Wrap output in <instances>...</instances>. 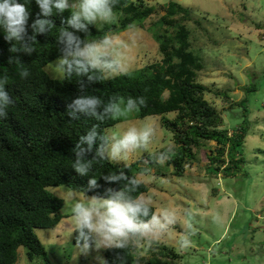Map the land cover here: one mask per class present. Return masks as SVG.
<instances>
[{"label": "trees", "instance_id": "trees-1", "mask_svg": "<svg viewBox=\"0 0 264 264\" xmlns=\"http://www.w3.org/2000/svg\"><path fill=\"white\" fill-rule=\"evenodd\" d=\"M21 2L34 14L36 9L32 0ZM165 8L164 14L148 27L159 44L161 58L114 79L91 85L86 94L105 101L111 96H143L147 106L135 117L161 116L162 125L173 132L175 155L167 164L172 165L174 175H184L187 165L197 161L198 150L210 141L216 146L207 154L208 168L217 174H235L245 163L243 149L251 121L248 94L258 89L257 82L244 86L246 96L240 101L243 120L229 130L224 125L223 112L206 97L207 92L228 97V90L213 89L199 80L205 59L193 46L189 22L194 21L204 29L203 20L207 18L195 16L191 8L176 0H169ZM114 11L119 15L117 20L90 27L85 38L102 39L133 26H145L156 7L148 0H115ZM53 19L56 21L53 31L46 38L38 36L33 45L36 51L31 56L21 57L30 72L27 79H21L16 65L7 62L8 45L0 33V75L7 73V90L14 101L7 109V118L0 119V264H16L21 246L27 248L30 261L41 257L44 264H52L35 229L53 228L66 215L61 212L64 199L49 188L65 185L85 193L89 179L70 168L74 160L71 148L97 121L86 116L69 120L65 100L77 94L76 78L71 81L52 78L45 70L58 55L56 36L59 29L65 27L59 23L60 17L55 15V10ZM118 122L101 124V133ZM142 158L149 164L155 163L150 154H144ZM145 169L140 159L128 167L103 161L102 165H95L90 175L99 179L106 173L124 171L131 179ZM148 189L143 182L137 191L145 193ZM117 251L120 259L115 258V253L104 250V264H137L136 248ZM181 258L182 254L173 247L156 244L143 261L145 264H178Z\"/></svg>", "mask_w": 264, "mask_h": 264}, {"label": "rangeland", "instance_id": "rangeland-1", "mask_svg": "<svg viewBox=\"0 0 264 264\" xmlns=\"http://www.w3.org/2000/svg\"><path fill=\"white\" fill-rule=\"evenodd\" d=\"M176 1L191 8L195 16L207 18L203 20L204 29L194 21L189 25L193 30V46L205 59L199 80L213 89L228 90V97L206 93L223 112L225 127L232 131L243 120L240 101L246 96L244 86L257 82L258 89L248 94L251 121L243 149L245 163L235 174H217L208 168L207 154L216 146L214 141L206 142L198 150L197 161L188 164L182 176L174 175L172 165L167 162L163 166L149 164L142 158L144 154L159 152L169 143L176 146L173 132L162 125L161 116L136 118L134 114L106 128V132L121 131L144 123L157 128L150 150L136 152L127 164L141 160L146 169L137 176L149 187L144 194L151 197L156 212L174 211L175 223L151 247L136 248L137 264H145L143 258L150 255L156 244L180 252L182 258L178 264H264V0ZM148 2L156 7V12L145 26L109 34L118 44L116 51L127 72L161 58L159 44L148 27L164 14L169 0ZM88 39L99 40L96 36ZM55 59L45 70L52 78L60 79L55 71ZM49 189L64 199L61 212L66 215L53 228L35 229L51 263L104 264V250L85 252L74 242L70 207L66 202L72 192L85 193L65 185ZM182 237L190 241L186 248L178 243ZM44 263L41 257L30 261L26 247L18 249L16 264Z\"/></svg>", "mask_w": 264, "mask_h": 264}, {"label": "clouds", "instance_id": "clouds-1", "mask_svg": "<svg viewBox=\"0 0 264 264\" xmlns=\"http://www.w3.org/2000/svg\"><path fill=\"white\" fill-rule=\"evenodd\" d=\"M33 2L34 14L21 0H0V33L8 45L7 62L16 65L21 79L30 76L21 57L31 56L36 51L33 45L38 36L46 38L53 31L55 10V15L60 17L59 23L65 26L56 36L55 71L63 80L76 78L77 94L65 100L67 117L79 120L86 116L97 121L71 148L74 160L70 168L81 177H89L85 194L72 192L66 202L70 207L76 245L85 252H113L116 259H120L117 250L151 247L175 223V212L168 209L153 211L151 197L137 191L143 183L138 176L129 179L124 171L106 173L99 179L90 175L95 165H102L103 161L124 162L128 167L127 161L133 154L150 150L157 132L156 125L144 123L101 133V124L130 118L146 107L147 101L143 96H111L105 101L86 94L89 86L127 73V67L116 51L118 44L114 38L109 35L99 40L85 38L90 27L98 23L111 24L117 19L115 0ZM65 12L69 15L65 16ZM8 83L7 73L0 75V119L7 118V109L14 103L7 90ZM150 154L156 164L163 166L175 155L174 145L169 143L163 150ZM178 243L181 248H186L190 241L182 237Z\"/></svg>", "mask_w": 264, "mask_h": 264}]
</instances>
